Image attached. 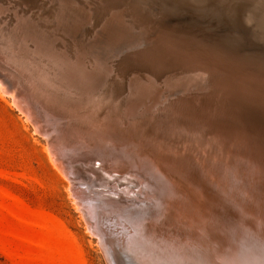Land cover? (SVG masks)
I'll return each instance as SVG.
<instances>
[{
	"label": "bare ground",
	"instance_id": "1",
	"mask_svg": "<svg viewBox=\"0 0 264 264\" xmlns=\"http://www.w3.org/2000/svg\"><path fill=\"white\" fill-rule=\"evenodd\" d=\"M31 1L39 5L37 0ZM50 1L66 9L65 12L77 18L76 22L81 26L83 21L94 28L98 22L96 18L100 19L97 11L94 15L78 12L73 0ZM120 6L122 3L119 0H108L99 6L98 12L108 14ZM227 10L230 11L229 7ZM116 18L118 16L111 17V21ZM159 21L151 26L143 25L144 28L134 36L130 32L124 34L121 30V33L116 31L119 34L111 37L109 42L103 40L105 45L102 44L109 45L108 53L113 52L107 55L109 58L130 49L125 56L120 57L119 63L127 61L126 64L131 63L132 67L150 72L152 76L172 67L186 72L193 70L198 77L192 74L198 81L194 86L198 85V88L190 84L194 87L193 91L185 92L180 98L176 95L175 98L171 97L172 100L165 99L163 102L164 99L162 101L158 95L161 90L170 89L169 85L173 86L175 78L173 81L165 79L161 86H157L153 84L152 77L147 76L145 81L148 85L145 84V90L135 91L141 79L134 81L132 77L119 79L117 87L109 84L111 89L114 88L110 94L115 93L116 97L125 94L122 97L129 98L126 107L119 102L116 104L112 101L114 96L102 91L110 74L107 73V77L104 75L106 79H102L100 73H104V69H96L100 73H94L89 65H85V59L75 61L60 54L57 60L61 64L57 62L59 69H56L57 72L60 70V81L63 80L64 86L62 89L54 86L59 91L49 87L43 89L41 97L38 96L36 101L33 95L35 92L29 88L31 85L27 86L24 78L21 79L24 75L23 66L21 71L11 66L15 64L16 58L12 63L9 57L6 58L7 53L3 54L5 51L2 54L6 59L0 58V68L9 71L6 74L12 81H3L0 73V85L4 93L13 97L20 111L35 123L36 129L50 137L47 142L51 159L62 175L70 180L74 202L83 213L90 232L99 237L107 264H124L123 258L131 264H212L211 259L215 261V257L221 261L220 264H264V169L261 167L264 159L261 157L263 154H259L262 152H258L255 147L259 141L254 143L247 135V131L250 134L251 131L245 132L243 129L249 107L255 108V111L264 110V74L261 72L262 76L260 72L252 70L253 65L250 69L242 63L237 64L238 61L230 60L225 55L227 46L224 42L220 46L217 38L207 42L177 23L174 26L172 20L165 18ZM127 29L124 30L130 31ZM149 38L153 39L150 45L146 42ZM62 44L66 45L65 42ZM103 45L99 49L105 48ZM34 49L31 50L33 54L39 52L36 49L34 52ZM87 50L90 51V48ZM92 51L89 52L91 59L94 58ZM243 59L246 60L245 57ZM243 59L240 57V60ZM99 60H102L101 57ZM248 61L253 63V60ZM35 64V67L38 66ZM17 65L20 66L19 63ZM35 67H30L33 72ZM111 68L105 69L110 73L114 71ZM131 72L128 70L120 73V78H127ZM36 75L38 81L41 75L39 77L38 74V78ZM194 78H190L191 81ZM178 79L180 81V77ZM140 120L146 123L141 126ZM146 124L156 129L155 132L144 133L142 128ZM150 191L153 197H150ZM224 220L231 221L225 226ZM218 224H221L222 229ZM221 230L224 236H221ZM197 245L212 250L216 256L207 258V250H200L197 254L196 249L200 248H196Z\"/></svg>",
	"mask_w": 264,
	"mask_h": 264
},
{
	"label": "rangeland",
	"instance_id": "2",
	"mask_svg": "<svg viewBox=\"0 0 264 264\" xmlns=\"http://www.w3.org/2000/svg\"><path fill=\"white\" fill-rule=\"evenodd\" d=\"M8 1L10 4L8 3ZM37 1L39 2L38 6L34 4L31 0H17V1L16 0H0V4L2 5L0 6V9H2L0 11V14H1L0 15V18H1L0 19L1 20L0 21V46H2L0 48V56L2 57L0 58L4 59L5 56H3V54L6 55L7 53L6 58L9 57V60L12 63L14 62L13 59L16 58L14 62L15 64L11 65L14 68L15 67L18 68V69L15 68L16 70L21 71V68H22L21 65L23 66V68L25 67L24 69L22 68V71H23L22 74L24 75L21 76V79L24 78V82L28 84L27 86L31 85V87L29 88L33 90L32 91L33 93L35 92L33 95L36 101H37L38 96L41 97L40 92L43 89H46L49 87L56 91H59L58 89H55V88L57 86L58 88H61V87L63 88L64 86L63 85L64 83L62 82L63 80L60 81V72H59L60 70H58L57 72V69H59L58 63L61 64L60 61H58L59 54L64 56L65 58L67 57V59L73 58L72 60H75V61L80 60L82 58L83 60L85 59L84 61L85 65L87 67L89 65L90 69L94 73L97 72V74H99L100 72H98L97 70L101 71L104 69L105 72L100 73L103 76V78L102 77L101 78L106 79L104 77L105 76L107 77L110 74L109 76L110 80L107 77L105 81L106 83L104 82L103 84L102 91L104 93L105 92L109 93V95H111L112 97L114 96V98H112V101H114V103L116 104L120 103L125 107L127 105L126 100H129V98H127L126 96H125L126 99L125 97H122L125 94L121 96L119 95L118 97H116L117 95L115 96V93L110 94V91L114 90V88L112 89L110 88V85L112 84L111 87H114L115 85L117 87V83L120 80H125V79L127 80L132 77L134 78V81L136 80L139 81L141 79L139 82L137 81L140 84L136 82L138 88H136L135 91H137V89L139 91H143L145 90V87H147L148 85V82L145 81V77L147 76L152 77V79L154 80L153 84L154 85L156 84L157 86L160 85L165 79H168V80L170 79L173 81L174 80L173 78H175V81H173L175 82L173 83V86L170 87L169 85L170 89L161 90L160 94L158 93V95L162 97L160 99L162 101L164 99L163 102H165L167 99L172 100L171 97L175 98L176 95H177L176 97H178L179 95V98H180L186 93H190L191 91H193L194 87L198 88V85L194 86L196 83L198 84V81L194 78V76L196 75L194 74L193 70L186 72L181 69H176L172 67V68H166L164 70L165 72L161 71L156 76L155 75L152 76L150 72H147L144 70L143 71L138 70L132 67L133 65H131V63L126 64L128 63L127 61L126 63L125 62L119 63L120 57L121 56L123 57V55L125 56V53L129 52L130 49H126L125 51L121 52L119 56L117 57L115 55L111 56L110 58L108 57L113 52L108 53L107 50H109L108 48L109 45L104 46L105 43L103 42L105 40L109 42V39L110 40L112 39L111 37H114L115 35L121 33L120 30L124 34H128L130 32L132 33V36H134L137 33H139V30H141L143 25H145L144 27H147L146 25L149 26L150 24L153 25L156 23H160L159 20H165V18L166 20L167 19L172 20L174 23V26H175V23H177L178 26L183 27L186 31L191 32L195 36L197 35V37L201 38L202 40H205V41L207 40V42H211L214 38L215 39L217 38V41L220 46H221V42H224L225 46H227L228 49L225 51V55L228 58H230V60H232L233 62L238 61L237 64L239 65L243 64V66L245 65V67H248L250 69H252L251 66L253 65L252 70H255L260 73L262 72L264 74V72L262 71L264 68V50H263L264 49V0H252L253 2L255 1L254 3L251 0H248V2L250 3V6L246 9H243V12H241V16H240L241 17L240 27H242V29L237 27V25L233 23L237 19V16H236L237 6L236 5L241 0H184V1L179 0L181 3H179L178 0H173V1L171 0L172 2H174L173 4L169 0H165V1L164 0L162 1L161 0H126V1L119 0L122 3V6L118 8H114L112 9L113 11L110 10L108 14L106 13L103 15L98 12V8L99 6L104 5L106 1L108 2V0H98L97 1L98 3L96 2V0H73V2H75L74 5L76 9L78 10V12H81V13L84 12L86 15H94L95 12L97 11V13L99 14V16L97 17H99L100 19L96 18V21L98 22H96V25L94 26V28L89 27L90 25L86 24L85 22L83 23V21H81L82 23V26H81V24H78L76 22L77 18L72 17V14L70 15V13H66L65 12L66 9H61L60 7H57L56 4L55 3L53 4V2L50 0H37ZM99 1L101 4L99 3ZM157 2L159 3L157 4ZM167 3L169 6H167ZM212 3L213 5H211ZM47 5L48 7H46ZM211 6H214V7H211ZM230 6L232 8H230ZM7 7H9V9ZM225 7L227 9L229 7L230 11H228ZM190 9H192V11ZM208 9L211 12H209ZM223 9L227 11L225 12ZM87 12L90 14H87ZM115 12L116 14H113ZM24 14L25 15L27 14V15L24 16ZM28 16L30 18H28ZM115 16H118V18H116L112 22L111 17H115ZM25 17H27L28 19H26ZM34 17L36 20H34ZM16 18L20 19L21 22H19L20 20H17ZM120 18L123 19V21ZM29 19H30V22L28 21ZM120 20L122 21V23ZM2 22H3V25L1 24ZM114 22L116 23V25ZM121 26H123L124 28L121 29ZM126 27H128V29ZM23 28H26V29H23ZM43 28L44 30H42ZM124 29L130 30V31L126 32V30ZM22 30H25V31H22ZM111 30H112V33L110 32ZM105 31H108L109 34L108 32L106 33ZM116 31L119 33H117ZM40 32H43V34H41ZM54 39H56V41ZM151 41H153V39L149 38V40H146V42L149 45L151 44ZM5 42L7 44H5ZM64 42L66 43V45L62 44ZM2 44H4V46L8 50H6ZM101 45H103V47L105 48L107 47V49L103 48L107 53L103 51L102 47H100L99 49V46ZM33 46L35 47L36 51L38 50L40 53L36 52ZM17 47L19 49H17ZM89 48H90V51L87 50ZM92 48H94L95 50L92 51ZM33 49H34V52H36L35 54H33L32 52ZM52 49H54L55 52ZM9 51L11 53L13 51L14 52L13 54H10ZM75 51H78V52H75ZM84 51H86L87 55ZM91 51H92V58L94 57L93 59H91L90 57L91 55L89 54V52ZM2 52L4 53L2 54ZM96 53L97 55H95ZM74 55H76L77 57H75ZM96 56L97 58L101 57L102 60H99V58L97 59ZM106 56L108 57V60L109 59L111 60L108 61L106 59ZM35 57H36V60H35ZM240 57L241 59L245 57L246 60L244 59L240 60ZM17 58H20V60L24 59L25 62L22 60L20 61ZM26 58L27 60H25ZM28 59H30V61H28ZM33 59H34V62H33ZM257 59H258V62H256ZM248 60L250 61L253 60V63L251 62L249 63ZM101 62L103 63V65L106 62H108L109 64L107 63L108 66H106L107 64L103 66ZM18 63L20 64V66L17 65ZM89 63L90 64L92 63V64L90 65ZM34 64L38 66L40 65V67L36 66L37 67L36 68ZM110 64L111 65L114 64L112 66L113 68H111ZM94 65H97V66H95L94 68ZM100 65L102 66L99 69ZM31 66H32V69L33 67L36 68V69L34 68L36 73L35 71L34 72L32 71V69L30 68ZM258 66L260 67L257 68ZM28 67L29 69H27ZM104 67L108 69L109 68L114 69V71L109 73L107 72L108 69H105ZM259 69H261V71H259ZM38 70L39 71L41 70L40 73H38ZM128 70L133 71L131 72L130 75H128L130 77L127 76V78L125 77L120 78L122 77L120 73H124ZM25 71H27L28 73ZM7 72L9 71L8 70L6 71L0 68V73L4 74L1 77V79L2 80L4 79L3 81L9 80L8 82H10L12 81V79L8 77L9 75L6 74ZM41 72H44V73H41ZM262 73L260 75H262ZM34 74L35 75L39 74V77L41 75V78L43 79L42 81H46V79L48 78L47 80L49 82L46 81V83L45 82L42 83L41 78H38V76L36 75V78H38V81H37V79H35ZM178 75L180 77V81L178 79L179 78ZM190 75H192L193 77L192 76L190 77ZM25 76H26V80H25ZM44 76L47 78H44ZM184 77L185 78L187 77V78L185 79ZM190 78H192V80L194 78V81H191ZM196 78L198 79L197 76ZM107 80H109L110 83H108L109 81ZM30 81L31 82L34 81L32 82L33 85ZM188 81L189 83H187ZM38 82L39 83L41 82L42 84H38ZM179 82H183V83H179ZM184 82L188 84L189 89L187 87V84H185ZM146 83L147 85H145ZM182 84H185V85L183 86ZM190 84H192L194 87ZM3 86L6 87L7 83ZM42 86L44 88H42ZM181 86L183 88H181ZM172 89L175 91H172ZM161 94L163 95L161 96ZM107 97H108V94H107ZM138 108H140V106ZM250 108H253V107H249L248 108L249 110L248 109L246 110L247 115L245 114L246 121H245L243 129L245 132L246 130L251 131V134L250 132L247 131V135H249L248 136L249 138L251 137L250 139H252L254 143L255 141L260 142V144L258 142L256 143L257 145L256 144L254 145H256L255 147L258 152H262L259 154L260 155L263 154L261 157H263L264 159V152H263L264 146H262L264 145L263 143L264 139H262L264 138V136H260L262 134L264 135V110L256 109L257 111L256 112L254 110L255 108H253V110ZM45 110L48 111L47 109ZM32 122L33 121L31 119L27 118L25 113L20 111V109L14 103L13 97L3 92V88L0 85V264H107V258L105 254L103 253L104 251L101 249L102 247L98 241L99 237L90 232V229L88 228V225L86 223V219L83 213L78 209V207L76 206V203L74 202L75 197L71 193V190H70V180L62 175V173L57 169V167L55 166L54 162L51 159L50 151H49V148H50L49 142H47L50 140V137H48L47 135L43 134L38 129H36L35 123L34 122L32 123ZM144 122L143 120L139 121V123H141V126L144 124ZM247 127H249V129ZM150 128L151 126L146 124V126H143L142 130L144 131V133H146L147 131L155 132L156 129L153 130V128H151V130H149ZM221 132H224V131H221ZM252 135L254 136L255 139L253 138ZM258 147L260 148L258 149ZM262 165L261 167L262 169H264V162ZM81 187L85 188L84 185L83 186L81 185ZM150 195H151L150 197H153L151 191H150ZM227 217L228 219L230 218L229 216ZM229 221L224 220L225 226L229 225L230 223ZM218 225L222 229L221 224H218ZM119 229H122V228L120 227ZM222 232L223 230H221V236L223 235ZM226 241H232V239L231 240L227 239ZM197 247H200V248H197ZM196 248H197L196 249L197 254L200 253V250L205 251V252L207 250L206 253L208 254L209 252L208 254L209 256L205 253L207 255L206 256L207 258L213 255L216 256V254H212V250L205 249L203 248V246L197 245ZM215 259H216L215 260L216 263L214 261V258L211 259L212 264L213 262L214 264L221 263V261L217 257H215ZM123 260H124V264H131V263H128L127 260H125L124 258Z\"/></svg>",
	"mask_w": 264,
	"mask_h": 264
},
{
	"label": "water",
	"instance_id": "3",
	"mask_svg": "<svg viewBox=\"0 0 264 264\" xmlns=\"http://www.w3.org/2000/svg\"><path fill=\"white\" fill-rule=\"evenodd\" d=\"M189 2V1H188ZM250 6L249 2H246L245 0H241L240 2L237 3V8H236V14H237V19L233 22L235 25H237L239 28L242 29V27H240V21H241V12H243V9H246ZM245 30V29H243ZM247 31V30H246ZM248 32V31H247ZM4 74L2 73V76Z\"/></svg>",
	"mask_w": 264,
	"mask_h": 264
}]
</instances>
